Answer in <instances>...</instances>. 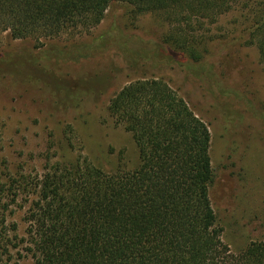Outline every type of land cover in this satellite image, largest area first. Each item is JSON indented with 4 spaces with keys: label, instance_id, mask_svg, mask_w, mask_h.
Returning <instances> with one entry per match:
<instances>
[{
    "label": "trees",
    "instance_id": "16d2710c",
    "mask_svg": "<svg viewBox=\"0 0 264 264\" xmlns=\"http://www.w3.org/2000/svg\"><path fill=\"white\" fill-rule=\"evenodd\" d=\"M115 1L163 16L167 39L194 61L214 38L209 24L250 8V42L264 64V7L250 0H0V35L38 41L87 31ZM107 109L134 141L132 169L105 170L81 147L72 161L46 153L39 171L0 157V264H264V239L238 252L222 240L209 196L210 132L177 90L138 78Z\"/></svg>",
    "mask_w": 264,
    "mask_h": 264
},
{
    "label": "rangeland",
    "instance_id": "374dc122",
    "mask_svg": "<svg viewBox=\"0 0 264 264\" xmlns=\"http://www.w3.org/2000/svg\"><path fill=\"white\" fill-rule=\"evenodd\" d=\"M250 1L264 7V0ZM254 12L234 6L209 24L214 38L199 61L171 44L163 16L135 13L121 1L87 31L38 41L2 33L0 157L39 171L46 153L72 161L81 147L105 170L132 169L136 146L114 124L108 102L129 81L162 78L208 126L209 196L222 240L233 252L263 240L264 64L250 42Z\"/></svg>",
    "mask_w": 264,
    "mask_h": 264
}]
</instances>
